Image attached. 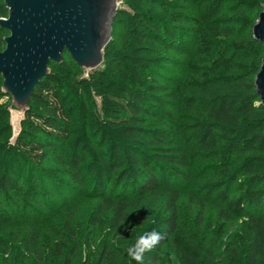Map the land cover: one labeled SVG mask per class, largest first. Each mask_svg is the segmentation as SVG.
Here are the masks:
<instances>
[{"label": "trees", "instance_id": "trees-1", "mask_svg": "<svg viewBox=\"0 0 264 264\" xmlns=\"http://www.w3.org/2000/svg\"><path fill=\"white\" fill-rule=\"evenodd\" d=\"M261 4L210 0L208 20L189 34L175 24L191 23L175 14L185 7L181 0H120L112 27L113 34L121 23L120 42L111 34L92 71L67 53L51 62L15 136L0 76V196L30 198L31 187L54 181L46 164L55 160L69 174L68 188L99 201L92 225L113 209L114 231L95 252L86 231L78 258L73 247L67 256L1 250L0 264H129L126 247L153 229L163 239L144 264H264V106L253 85L264 48L251 36ZM6 34L0 28V50ZM176 131L188 141L173 145ZM192 156L214 171L202 187L223 205L221 220L230 228L244 221L240 243H207L203 218L179 220L176 203ZM129 206L137 227L125 234L119 224Z\"/></svg>", "mask_w": 264, "mask_h": 264}, {"label": "rangeland", "instance_id": "rangeland-1", "mask_svg": "<svg viewBox=\"0 0 264 264\" xmlns=\"http://www.w3.org/2000/svg\"><path fill=\"white\" fill-rule=\"evenodd\" d=\"M181 1L185 7L175 14L180 20H190L191 23L185 25L182 22L180 24L175 22V24L180 27L186 26L190 34L194 27L208 20L210 0ZM118 6H121L120 2ZM121 31L122 26L118 21L112 34L115 44L120 42ZM83 72L87 71L83 70ZM22 118V111L10 110L14 136L22 127ZM178 127V124L174 125L175 129ZM175 133L172 137L173 145L188 141L184 133L178 131ZM187 168L190 171V178L183 183L176 203L179 220L191 224L203 218L210 226L201 231L202 235L207 236V243L210 241H214L216 245L220 243L221 248L228 245L231 240L237 239L240 243V239H246L248 230L244 221H239L234 228H230L228 222L222 221L219 217V210L223 205L214 195L207 194L202 187L209 178L215 176L214 171L205 166L204 161H199L193 156L190 157ZM46 170L54 181L44 180L38 189L31 187L34 195L30 198L18 199L9 193L0 196V251L24 253L35 251L56 255L59 250L63 256H67L70 254V248L73 247L74 255L78 258L82 250L80 239L86 231H89L88 246L92 252H95L101 243L110 242L114 236V231L110 227L113 209L98 214L97 218L101 223L92 225L99 201L85 197L72 187L68 188L69 174L66 168L55 160L46 164ZM76 188L78 189L77 186ZM38 194H41L43 199H40ZM231 194L238 193L232 191ZM136 227L137 218L133 208L129 206L126 209L125 220L119 224V228L125 234H130ZM163 249L164 257L167 260L171 259L173 256L170 255L169 248L165 246Z\"/></svg>", "mask_w": 264, "mask_h": 264}, {"label": "water", "instance_id": "water-1", "mask_svg": "<svg viewBox=\"0 0 264 264\" xmlns=\"http://www.w3.org/2000/svg\"><path fill=\"white\" fill-rule=\"evenodd\" d=\"M120 0H3L7 31L0 50L2 91L14 109L24 112L35 85L51 62L65 53L82 70L98 69L109 43ZM252 38L264 48V0L251 26ZM255 94L264 106V52L253 78Z\"/></svg>", "mask_w": 264, "mask_h": 264}, {"label": "clouds", "instance_id": "clouds-1", "mask_svg": "<svg viewBox=\"0 0 264 264\" xmlns=\"http://www.w3.org/2000/svg\"><path fill=\"white\" fill-rule=\"evenodd\" d=\"M162 239V234L155 229L145 231L139 235L135 241L125 249L129 257V264H131L132 261H135L136 264H144L146 254L151 252Z\"/></svg>", "mask_w": 264, "mask_h": 264}]
</instances>
